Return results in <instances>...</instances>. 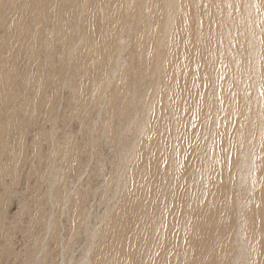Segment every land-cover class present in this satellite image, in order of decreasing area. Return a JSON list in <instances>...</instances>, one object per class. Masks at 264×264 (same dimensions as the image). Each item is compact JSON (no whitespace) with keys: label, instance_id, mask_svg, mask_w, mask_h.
Here are the masks:
<instances>
[{"label":"rangeland","instance_id":"rangeland-1","mask_svg":"<svg viewBox=\"0 0 264 264\" xmlns=\"http://www.w3.org/2000/svg\"><path fill=\"white\" fill-rule=\"evenodd\" d=\"M191 1L0 0V264H264V1Z\"/></svg>","mask_w":264,"mask_h":264},{"label":"bare ground","instance_id":"bare-ground-1","mask_svg":"<svg viewBox=\"0 0 264 264\" xmlns=\"http://www.w3.org/2000/svg\"><path fill=\"white\" fill-rule=\"evenodd\" d=\"M220 1V0H219ZM223 1V0H222ZM254 1H258V0H233L232 2H230L231 3V6H230V4H229V6L230 7H228L229 9H231L232 11H233V13H236V14H238V15H240L241 17H248V13H249V8H250V5H252L251 3H253ZM264 1V0H263ZM189 2L190 3H193V1H191V0H189ZM216 2V1H215ZM218 3V2H217ZM228 4V3H227ZM222 5V4H221ZM194 8V7H193ZM193 8H191V9H193ZM226 8H227V5H226ZM227 8V9H228ZM190 9V10H191ZM193 13V12H192ZM255 14V13H254ZM246 17V18H247ZM245 19V18H244ZM243 20V19H242ZM240 21V20H239ZM218 22V21H217ZM216 22V23H217ZM240 23V22H239ZM195 23H193L192 25H191V28H192V31H194V32H196L195 30H194V28L195 27H193V25H194ZM195 26V25H194ZM210 26V25H209ZM213 26V28H218V27H220L221 25H219V24H215L214 23V25H211L210 27H212ZM228 26H233V27H238V28H244L242 25H237V24H229V25H227V26H225V27H228ZM249 27V26H248ZM219 29V28H218ZM248 29V28H247ZM264 29V28H263ZM191 31V32H192ZM219 31V30H218ZM223 31V30H222ZM227 32V31H226ZM231 32V31H230ZM257 33H259V31H256ZM256 32H252V33H250L249 32V35H248V37H251V40L252 41H247V42H245V41H243V42H241L240 43V49H238L237 50V55H240V57H239V59H242L244 56H245V53H244V50H247L248 49V53H251L250 54V56L252 55V52L254 51V50H258V48H256L258 45H259V43L261 42L260 41V39L258 38V34L256 33ZM229 33V32H228ZM236 34V33H235ZM246 34V33H245ZM240 35V34H239ZM247 35V34H246ZM229 36V35H228ZM210 37V36H209ZM263 38V37H262ZM192 43L195 45V43H196V34L195 33H193L192 34ZM226 41L222 38V39H220V41H218V46L219 45H221L222 47L223 46H226L227 44L225 43ZM234 42V41H233ZM263 42H264V40H263ZM231 44V43H230ZM207 45V44H206ZM209 47H211V46H209ZM236 47V46H235ZM246 47H248V48H246ZM216 47L214 46V51H212L211 49H209V50H207V53L209 52V54L211 55V56H213V61L215 62L214 64L216 65V69L218 70L217 71V74L218 75H216L217 76V81L216 80H214V81H212V79H213V77H211L210 76V74L209 73H207V72H205L204 73V80H205V83L206 84H209L211 81H212V84H214V85H212V87H211V92L215 95V94H218V95H220L222 92L224 93V92H227V91H229L228 89H226L225 87H223V85H225V83H226V79H227V72L229 71V69H230V67L232 66V64H231V62H230V60H229V57H228V53H227V48L225 49L226 51H224L223 52V50H222V52L220 53V54H215L214 52L215 51H217V49H215ZM256 48V49H255ZM207 49V48H206ZM180 51V50H179ZM190 51V50H189ZM189 51H185V53H184V57H183V60L185 61V62H192V60H191V58H194L195 56H196V51L194 50V51H191V52H189ZM206 51H204V53H205ZM217 53V52H216ZM199 54H203V52L202 53H199ZM206 54V53H205ZM214 54V55H213ZM247 55V54H246ZM263 55V54H262ZM200 56H202V59L205 61H207V62H209L210 60H209V58L211 59L212 57H209L208 58V56L206 55V57L208 58V59H204L203 58V56L204 55H200ZM254 56V55H253ZM256 56H257V54H256ZM255 59V58H254ZM260 59V58H259ZM182 60V59H181ZM251 60H253V59H250V62H251ZM254 61H256V60H254ZM180 62V61H179ZM193 62H195L194 60H193ZM213 63V62H212ZM254 63V62H253ZM257 63H258V61H257ZM186 65H188L187 63H185ZM193 64V63H192ZM255 64H256V62H255ZM255 66H257V70H259V67H258V64L257 65H255ZM179 67V66H178ZM253 68H255V67H253ZM263 68V67H262ZM261 69V68H260ZM254 70V69H253ZM262 71V70H261ZM179 72V71H178ZM258 72V71H257ZM260 72V71H259ZM255 73H256V71H255ZM255 75V74H254ZM230 77V76H229ZM254 77V76H253ZM216 78V77H215ZM232 79V78H231ZM199 80V79H198ZM250 81V80H249ZM251 81H253V80H251ZM250 81V84L252 83L253 84V82H251ZM227 83H228V81H227ZM230 83L231 84H233V83H235L234 82V80L232 79L231 81H230ZM237 83V82H236ZM259 84V83H258ZM258 84H257V88H258ZM246 85H249V83L248 84H246ZM214 86V87H213ZM253 86H256L255 84H253ZM195 86H192V87H189L188 86V84L186 85V87L183 85V91L184 92H195V91H200L201 89H199V86H198V88L197 89H195L194 88ZM250 87H252V85L250 86ZM182 88V87H181ZM178 89H180V87L178 88ZM178 89H177V91H178ZM252 89H253V87H252ZM181 90V89H180ZM257 90V89H256ZM182 91V92H183ZM230 91H232V90H230ZM240 91V90H239ZM248 91H254V89L253 90H248ZM204 92V91H203ZM241 92V91H240ZM252 92H250V93H252ZM264 92V91H263ZM262 92V93H263ZM260 93V92H259ZM196 95V94H195ZM249 95V94H248ZM253 95H254V97H256V94H253L252 93V98H253ZM202 96H203V93H202ZM133 97V96H132ZM201 97V96H200ZM199 97V98H200ZM262 97V96H261ZM263 97H264V95H263ZM219 98H221V97H219ZM252 98H250L251 100L250 101H252V106H255V105H253V101L255 100H258V96H257V99H252ZM196 99V98H195ZM232 99V98H231ZM264 99V98H263ZM240 99H238V102H240L239 101ZM262 100V99H261ZM255 101H254V103H255ZM251 103V102H250ZM258 103V102H257ZM257 103H256V106H257ZM198 106V105H197ZM252 106H251V111L253 110L254 111V108L252 109ZM234 107L235 108H237V105L235 104L234 105ZM259 107V106H258ZM263 107V106H262ZM224 110H220V113H221V116L218 118V121H219V123L220 124H222V121H224V127H223V129L225 130V132L226 131H228L229 130V125H228V113H227V108H226V105H224ZM226 108V109H225ZM241 108H243V107H241ZM247 111V110H246ZM250 111V112H251ZM260 111V110H259ZM236 112V111H235ZM249 113V112H248ZM255 113V114H254ZM254 115H257L256 114V110L254 111ZM257 113H258V110H257ZM252 114V113H251ZM253 114L251 115V116H253ZM223 115H224V119H223ZM222 117V118H221ZM223 126V125H222ZM231 131L233 132V130H232V128H231ZM235 131V130H234ZM220 132H222L223 133V131H222V128H221V131ZM232 132H231V134H232ZM219 137H220V135H219ZM230 137H231V135H230ZM250 142V141H249ZM228 145V141H227V137L225 136V138H224V141H222V140H220V141H218V143H217V157H218V162H219V166L217 167L218 169H216V173H217V175H218V177H220V179H221V181L223 182V179H225V174H226V166H225V163H226V156H225V146H227ZM230 146V145H229ZM233 147V146H232ZM248 149H251V148H248ZM248 149H247V154H250L251 155V151H250V153H248ZM252 150V149H251ZM258 152V151H257ZM256 152V153H257ZM263 152H264V147H263ZM245 153V154H246ZM236 155V154H235ZM249 155V156H250ZM257 155V154H256ZM249 156H244V157H249ZM254 157H255V155H254ZM256 158V157H255ZM263 158V157H262ZM261 158V159H262ZM233 161H232V164H231V166L234 164V162H235V158H233L232 159ZM244 160H245V158H244ZM258 161V160H257ZM246 163V162H245ZM256 163V162H255ZM230 166V167H231ZM258 166V165H257ZM247 167H249V166H247ZM258 169V168H257ZM260 169V168H259ZM259 173V172H258ZM257 173V174H258ZM263 173V172H262ZM256 174V173H255ZM256 174V175H257ZM260 174V173H259ZM258 174V175H259ZM262 176V175H261ZM257 177V176H256ZM258 178H260V177H258ZM256 179V178H255ZM221 182V183H222ZM228 183V182H227ZM233 183V182H232ZM263 184V187H264V182H262ZM222 184H226L225 182L224 183H222ZM258 184V183H257ZM224 186V185H223ZM250 186V185H249ZM251 187V186H250ZM256 187V186H255ZM263 187L261 188V189H263ZM224 188H225V186H224ZM232 188V187H231ZM247 188V187H246ZM217 190V189H216ZM246 190V189H245ZM248 190V189H247ZM264 190V189H263ZM218 191H219V189H218ZM249 192V191H248ZM247 192V193H248ZM257 192H259V191H257ZM256 192V193H257ZM260 192H262V191H260ZM245 193V192H244ZM246 193V194H247ZM251 193V192H250ZM249 193V194H250ZM233 194H235V192L233 193ZM245 195V194H244ZM230 197H231V194H230ZM232 199V198H231ZM230 199V200H231ZM234 199V198H233ZM232 199V200H233ZM249 199H250V197H249ZM262 199H263V197H262ZM262 199H261V202H262ZM231 200V201H232ZM255 200H256V196H255ZM264 200V199H263ZM250 202V201H249ZM242 203H244V202H242ZM251 203V202H250ZM245 204V203H244ZM243 204V205H244ZM255 204V203H254ZM245 207H246V205L244 206V208L243 209H245ZM251 208H252V204H251ZM260 208V207H259ZM253 210H255V208L253 209ZM250 212H252V211H250ZM253 212H255V211H253ZM257 212V211H256ZM259 212V211H258ZM260 214V213H259ZM255 215V214H254ZM253 217V216H252ZM262 223L261 224H264L263 223V221H261ZM113 223V222H112ZM111 223V224H112ZM260 223V222H259ZM261 224H259V225H261ZM264 226V225H263ZM154 232V231H153ZM236 233H237V231H236ZM132 235V234H131ZM236 235V234H235ZM260 235V234H259ZM258 235V236H259ZM234 236V235H233ZM237 236V235H236ZM138 237V236H137ZM237 237H239V236H237ZM233 238V237H232ZM231 238V239H232ZM133 239V238H132ZM233 240H234V238H233ZM232 240V241H233ZM238 240H239V238H238ZM238 240H236L235 239V241L236 242H238ZM104 241V240H103ZM107 241V240H106ZM121 241V240H120ZM124 241V240H123ZM130 241V240H129ZM234 241V242H235ZM108 242V241H107ZM116 242V241H115ZM138 242V241H137ZM260 242V241H259ZM117 243H118V240H117ZM117 243H115V244H117ZM120 243H122V242H120ZM124 244H125V242H123ZM136 243V242H135ZM139 243V242H138ZM106 244V243H105ZM259 244V243H258ZM101 245H102V243H101ZM109 246V245H108ZM120 246V245H119ZM140 246H141V244H140ZM234 246H235V243H234ZM110 247H113L112 245H110ZM124 247V246H123ZM127 247V246H126ZM236 248V247H235ZM113 249H114V247H113ZM124 249V248H123ZM122 249V250H123ZM129 249V248H128ZM121 250V249H120ZM119 250V251H120ZM125 250V249H124ZM144 249H142V251H143ZM234 250V249H233ZM236 250H238V249H236ZM139 251V250H138ZM129 252V251H128ZM130 252H131V249H130ZM236 252V251H235ZM234 252V253H235ZM117 253H118V251H117ZM138 253V252H137ZM102 254V253H101ZM133 255H134V253H133ZM233 256L235 255V254H232ZM237 255V254H236ZM125 256V255H124ZM95 257H97V256H95ZM115 257V256H114ZM116 257H118L117 255H116ZM115 257V258H116ZM123 257V256H122ZM121 257V258H122ZM139 257V256H138ZM140 258V257H139ZM95 259V258H94ZM118 259H120V258H118ZM86 260V259H85ZM116 260V259H115ZM260 260V259H259ZM89 261V260H88ZM129 261V260H128ZM136 261V263L138 262L137 260H135ZM141 261V260H140ZM93 262H95V261H93ZM90 263V262H89ZM97 263V262H96ZM102 263V262H101ZM117 264V263H116ZM129 264V263H128ZM143 264V263H142Z\"/></svg>","mask_w":264,"mask_h":264}]
</instances>
